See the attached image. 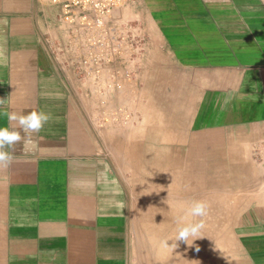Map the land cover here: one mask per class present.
Listing matches in <instances>:
<instances>
[{"label": "crops", "instance_id": "obj_1", "mask_svg": "<svg viewBox=\"0 0 264 264\" xmlns=\"http://www.w3.org/2000/svg\"><path fill=\"white\" fill-rule=\"evenodd\" d=\"M236 1L133 0L147 41L130 83L123 58L97 76L82 66V51L50 52L61 28L41 0H0V100L9 112L50 116L0 166V264H131L129 170L159 173L149 190L156 234L171 236L176 202L203 201L199 187L212 196L202 218L211 235L213 204L237 198L245 206L229 218L233 236L245 264H264V165L253 160L264 154V43L237 53L234 31L220 30L235 28ZM220 12L232 20L209 16ZM113 69L121 87L112 91ZM98 85L106 119L95 115ZM0 127L19 130L7 117Z\"/></svg>", "mask_w": 264, "mask_h": 264}, {"label": "rangeland", "instance_id": "obj_2", "mask_svg": "<svg viewBox=\"0 0 264 264\" xmlns=\"http://www.w3.org/2000/svg\"><path fill=\"white\" fill-rule=\"evenodd\" d=\"M41 3L44 5V0H41ZM238 10L234 13L235 15V28L222 27L220 30L223 31L224 35H227V31H234V36H230V40H233V44L236 47V52H244L247 45L251 43V52H259L260 46L264 43V3L252 2L248 4L245 0L236 1ZM45 6V5H44ZM46 7V6H45ZM48 8V7H47ZM251 8V10H248ZM209 16L214 19L222 20H232V17L228 16L226 12H220L218 14L209 13ZM125 17L127 20H134L131 16L130 4L126 8ZM217 17V18H216ZM143 27V33L145 32L144 25L139 21ZM246 26V27H245ZM251 26L250 28H248ZM56 31V30H55ZM62 36L64 37L62 29H60ZM59 35L60 33L57 32ZM232 37V38H231ZM59 39V38H58ZM126 46V45H125ZM46 48L50 52H66V51H82V53H87L88 49H85L83 45H78L69 42H60L57 39H53L46 44ZM100 48L92 49V52H99ZM129 52H133L127 45L124 49ZM144 51V50H143ZM126 53V54H127ZM98 54V53H96ZM88 59V58H87ZM123 75L126 82L132 83V64L134 61L130 60V57L126 55L123 57ZM122 61V60H121ZM99 62V61H98ZM94 64L91 62V58L88 60L82 61V66L89 68ZM108 65L107 67H111ZM111 69V68H110ZM113 71V77H109L108 81H112L109 84L110 90H116L121 87L120 83L116 81L115 70ZM117 72V71H116ZM111 73V72H109ZM119 74V72L117 73ZM98 74L97 76H99ZM101 76V75H100ZM89 79V77H87ZM92 81H95L97 85L100 81V77H90ZM106 82V81H105ZM101 86L93 88L92 98L96 100V118L106 119V113L104 108H101V99L103 98V93ZM105 88H103L104 90ZM109 117L112 115L109 111ZM109 117H107L109 121ZM99 121V120H98ZM98 125V124H97ZM129 126H131L129 124ZM126 127V126H125ZM162 158V157H157ZM141 169H146L149 167L147 164L148 155H141ZM253 160L259 164L264 165V154L263 152L257 151L253 155ZM158 165V164H157ZM157 167H161L158 165ZM127 179L129 182V197L131 199V221L129 227L130 241H129V256L131 264H184L186 261L188 264H191L195 261L193 259L199 258L200 264H245V253L243 251V242L240 237L233 236L234 227L233 220L229 219L234 213L241 212L244 209V204H237L234 201L237 198H229L225 195H220V203L213 204L214 209V235L210 234V228L212 221L210 219H204L203 223L206 227V230L202 229V232H205L201 235V238L197 239L194 242H190L187 245L185 242H178L179 246L177 248L165 247L162 243L167 240L169 244L174 243L175 230H173L171 236H166L164 234H156V225L151 222V204L155 200V196L150 194V189L154 185L158 186L161 183V178H158V171L148 172L146 171H127ZM126 175V174H125ZM136 175H140L139 182L133 184V178ZM187 177L193 178V174L188 173ZM151 180H150V179ZM150 180V181H149ZM183 178H180L182 182ZM192 183V182H191ZM189 183V185L191 184ZM198 186H201V181H196ZM134 185V187H133ZM188 185V186H189ZM205 188L199 187L200 196L204 203L207 205V210L209 208V200L212 199L211 193ZM203 191V192H202ZM216 199V198H214ZM229 200L231 202H229ZM142 207H145V210H142ZM140 208V210H139ZM149 208V209H147ZM141 211L139 215L138 212ZM208 215V213H207ZM207 215L205 217H207ZM200 219L197 218V221ZM173 240V241H172ZM172 241V242H171ZM201 241V242H200ZM199 248V251L196 249ZM189 250V251H188ZM196 252V253H195ZM189 255V259L185 261L184 256Z\"/></svg>", "mask_w": 264, "mask_h": 264}, {"label": "built area", "instance_id": "obj_3", "mask_svg": "<svg viewBox=\"0 0 264 264\" xmlns=\"http://www.w3.org/2000/svg\"><path fill=\"white\" fill-rule=\"evenodd\" d=\"M132 1L44 0V5L55 11L62 29L64 37L57 41L83 45L88 49L83 53L84 57L91 58L94 64L89 69L101 74L106 66L113 65L114 60L127 55L133 61L132 58L144 50L147 38L142 25L125 17L126 8ZM127 45L134 51L127 53L124 50ZM97 47L99 52H92Z\"/></svg>", "mask_w": 264, "mask_h": 264}, {"label": "clouds", "instance_id": "obj_4", "mask_svg": "<svg viewBox=\"0 0 264 264\" xmlns=\"http://www.w3.org/2000/svg\"><path fill=\"white\" fill-rule=\"evenodd\" d=\"M4 57L0 56V61ZM5 101L0 100V117H7L8 122L15 125L19 130H10L9 127H0V166H7L13 159L12 149L18 142L23 140L24 146L32 143L31 134L39 133L44 125L50 119V116L43 111H31L27 115L17 112H9L4 107ZM21 131L24 135H21ZM171 210L173 206L168 204V198L164 201ZM175 211L178 215L175 218L176 229L174 243L169 244L167 240L163 241L165 247L177 248L178 242H185L187 245L201 238L204 228L203 217L207 215V205L203 201L176 202ZM197 218H201L197 221ZM199 251V248L196 249Z\"/></svg>", "mask_w": 264, "mask_h": 264}, {"label": "bare ground", "instance_id": "obj_5", "mask_svg": "<svg viewBox=\"0 0 264 264\" xmlns=\"http://www.w3.org/2000/svg\"><path fill=\"white\" fill-rule=\"evenodd\" d=\"M174 233V232H173ZM200 240V239H199ZM173 241V240H172ZM171 241V242H172ZM175 242V241H174ZM201 242V241H200ZM189 251V250H188ZM196 253V252H195ZM184 259H185V261L186 260H188L189 259V255L187 254V256H184ZM193 260H195L193 263H192V261H191V264H200V261H199V258H196V259H193ZM184 264H188V262L186 261Z\"/></svg>", "mask_w": 264, "mask_h": 264}]
</instances>
